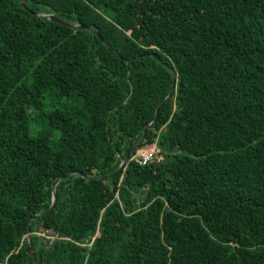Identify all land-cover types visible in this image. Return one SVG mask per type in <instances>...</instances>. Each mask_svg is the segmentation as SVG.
<instances>
[{"label":"trees","instance_id":"1","mask_svg":"<svg viewBox=\"0 0 264 264\" xmlns=\"http://www.w3.org/2000/svg\"><path fill=\"white\" fill-rule=\"evenodd\" d=\"M27 3L0 0V264H264V0ZM162 61L132 158H164L109 177Z\"/></svg>","mask_w":264,"mask_h":264},{"label":"water","instance_id":"2","mask_svg":"<svg viewBox=\"0 0 264 264\" xmlns=\"http://www.w3.org/2000/svg\"><path fill=\"white\" fill-rule=\"evenodd\" d=\"M22 4L24 6V8L32 13H34L28 3H27V0H22ZM35 14V13H34ZM38 16H41L43 19H49V20H53V21H56L62 25H66L68 27H71V28H75V29H82V30H91L92 32H94L102 41L103 43L105 44V46L108 48V50L113 53L115 56L121 58V59H124L122 56L118 55V53H116L114 51V49L103 39L101 33L94 27L92 26H86V25H76V24H72L66 20H64L63 18L59 17L58 15L56 14H36ZM155 57H157L156 55H154ZM160 60V58H159ZM163 62V61H162ZM164 65L172 72V75H173V85H172V89L171 91L168 93V95L159 103L158 107H157V110H156V114L155 116L150 120V122L147 124V126L145 127L144 129V134H143V137L134 144L133 148H132V151L129 152L124 160V162L122 163V165L120 166V168L113 174H111L109 177H112L118 173H121L122 171H124L126 169V167L128 166V164L131 162L132 160V155L133 153L136 151L137 147L139 146V144L141 142H143L145 139H146V136H147V133H148V130L150 128V126L152 125V123L157 119V116L159 114V110H160V106L162 104V102L164 100H166L168 98V96H171L172 92L175 91L176 89V86H177V82H178V78H177V72L176 70L169 66L167 63L163 62ZM81 175V174H80ZM72 175H68L66 177H71ZM76 176V175H75ZM64 177H61L59 178L57 181H56V184L59 183ZM56 203H57V195H56V191H55V187H54V202H53V205L52 207L50 208V210H48L46 213H49L51 212L55 206H56ZM41 215H35L33 218L30 219V222L29 224H31V222L34 220V219H37L38 217H40ZM32 238V234H31V230H29V239L31 240ZM32 247V246H31ZM31 255L32 257L34 258V252H33V248H31ZM36 264H39V263H36Z\"/></svg>","mask_w":264,"mask_h":264},{"label":"built area","instance_id":"3","mask_svg":"<svg viewBox=\"0 0 264 264\" xmlns=\"http://www.w3.org/2000/svg\"><path fill=\"white\" fill-rule=\"evenodd\" d=\"M140 150L136 153L132 160H137L141 165H149L154 161H159L164 158L157 141L151 143L141 151Z\"/></svg>","mask_w":264,"mask_h":264},{"label":"rangeland","instance_id":"4","mask_svg":"<svg viewBox=\"0 0 264 264\" xmlns=\"http://www.w3.org/2000/svg\"><path fill=\"white\" fill-rule=\"evenodd\" d=\"M149 145H150V143L147 144V145H145L143 148H141V150L144 149L145 147L149 146ZM138 150H140V149H138ZM141 150H140V151H141Z\"/></svg>","mask_w":264,"mask_h":264}]
</instances>
